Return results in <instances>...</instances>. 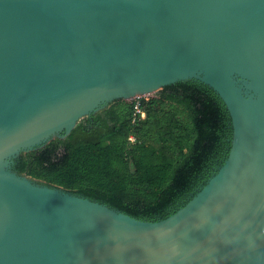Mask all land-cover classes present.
Returning a JSON list of instances; mask_svg holds the SVG:
<instances>
[{
  "label": "water",
  "instance_id": "obj_1",
  "mask_svg": "<svg viewBox=\"0 0 264 264\" xmlns=\"http://www.w3.org/2000/svg\"><path fill=\"white\" fill-rule=\"evenodd\" d=\"M188 80L224 101L232 147L170 216L13 169L108 103ZM0 264H264V0H0Z\"/></svg>",
  "mask_w": 264,
  "mask_h": 264
},
{
  "label": "trees",
  "instance_id": "obj_2",
  "mask_svg": "<svg viewBox=\"0 0 264 264\" xmlns=\"http://www.w3.org/2000/svg\"><path fill=\"white\" fill-rule=\"evenodd\" d=\"M137 101L144 117L134 115ZM232 138L222 98L199 81H179L153 96L108 103L67 137L21 153L13 169L157 221L183 207L218 171Z\"/></svg>",
  "mask_w": 264,
  "mask_h": 264
},
{
  "label": "built area",
  "instance_id": "obj_3",
  "mask_svg": "<svg viewBox=\"0 0 264 264\" xmlns=\"http://www.w3.org/2000/svg\"><path fill=\"white\" fill-rule=\"evenodd\" d=\"M139 98H141V97H138V98H136V99H139ZM135 112H134V115H135V117H137V116H141V117H144L145 116V111L143 110V108L141 107V105H140V102L139 101H137V103L135 104Z\"/></svg>",
  "mask_w": 264,
  "mask_h": 264
},
{
  "label": "rangeland",
  "instance_id": "obj_4",
  "mask_svg": "<svg viewBox=\"0 0 264 264\" xmlns=\"http://www.w3.org/2000/svg\"><path fill=\"white\" fill-rule=\"evenodd\" d=\"M155 93L156 92H154V93H152V94H148V95H146V96H142V97H149V96H153V95H155ZM134 99H136V98H133V99H130V100H127V101H132V100H134ZM39 182V181H38ZM42 183V182H41Z\"/></svg>",
  "mask_w": 264,
  "mask_h": 264
}]
</instances>
